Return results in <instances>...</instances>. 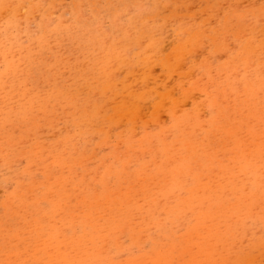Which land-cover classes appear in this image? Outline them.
Segmentation results:
<instances>
[{"label":"rangeland","instance_id":"rangeland-1","mask_svg":"<svg viewBox=\"0 0 264 264\" xmlns=\"http://www.w3.org/2000/svg\"><path fill=\"white\" fill-rule=\"evenodd\" d=\"M0 264H264V0H0Z\"/></svg>","mask_w":264,"mask_h":264},{"label":"bare ground","instance_id":"bare-ground-1","mask_svg":"<svg viewBox=\"0 0 264 264\" xmlns=\"http://www.w3.org/2000/svg\"><path fill=\"white\" fill-rule=\"evenodd\" d=\"M174 65V64H173Z\"/></svg>","mask_w":264,"mask_h":264}]
</instances>
